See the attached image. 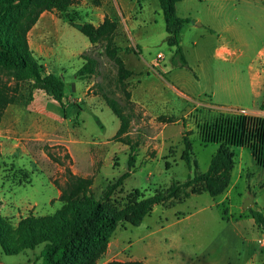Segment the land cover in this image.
Returning a JSON list of instances; mask_svg holds the SVG:
<instances>
[{
  "label": "rangeland",
  "instance_id": "rangeland-1",
  "mask_svg": "<svg viewBox=\"0 0 264 264\" xmlns=\"http://www.w3.org/2000/svg\"><path fill=\"white\" fill-rule=\"evenodd\" d=\"M220 1L223 0H182L177 5L178 16L189 18L191 25L202 24L199 33L209 24L221 28L227 24V16L234 14V3L241 1L226 0L224 4ZM70 13L78 18V23H91L95 27L109 19L115 29L92 44L69 25L65 16L46 13L52 27L28 36L44 72L62 78L69 98L58 112L47 107L48 112L57 113L59 118L55 122L46 120L31 107L34 94L30 83H21L16 103L2 116L0 131L7 138H0V213L14 226L22 218L50 215L62 207L58 198L60 188L67 181L66 168L79 176L93 177L92 192L97 199L103 197L108 185L128 171L131 152L114 138L120 121L108 107L107 99L115 100L131 116L130 132L134 129L133 121L142 128L137 137H132L139 144L134 172L111 200L120 208L136 190L146 198L168 188L173 181L187 180L191 171L181 160L184 133L199 161L200 172L205 173L218 147L226 141L225 134L219 140L210 139L208 131L220 121L233 127L240 117L232 113L235 109L214 113L206 106L205 98L193 95L192 103L177 100L179 105L185 103V110L177 115L179 123L164 128L154 117L156 114L145 116V111L137 109L131 97L128 98L131 95L128 82L136 83L140 75L131 76L122 84L119 64L107 56L106 48L111 42L117 48V57L134 72H151L149 64L153 59L155 69L164 61L170 64L173 52L166 42L168 36L158 0H78ZM240 23L248 40L258 32L264 38L257 22L241 19ZM188 29L187 24L181 32V41L191 65L196 67L202 61L217 59L213 40L193 36ZM196 39L199 45L194 48L191 43ZM226 41L236 48L234 55L226 57L238 62L240 71L244 72L254 53H240L242 44L230 36ZM89 61L94 62L93 73L78 76V71ZM155 84L151 79L144 85ZM144 89L145 86L137 97L152 96V108L159 110L161 107L155 105L156 94L145 93ZM83 99L86 101L82 102ZM232 151L235 166L224 194L213 198L203 193L174 205H158L137 227L120 223L98 264L114 260H147L150 264H247L259 247L256 238L261 236L249 209L264 213V161L259 163L248 148L232 146ZM49 153L56 161L50 159ZM250 198L254 199L253 204L244 208ZM44 249L45 244L18 255L2 254L0 264H44ZM257 260V264H264V255Z\"/></svg>",
  "mask_w": 264,
  "mask_h": 264
},
{
  "label": "trees",
  "instance_id": "trees-1",
  "mask_svg": "<svg viewBox=\"0 0 264 264\" xmlns=\"http://www.w3.org/2000/svg\"><path fill=\"white\" fill-rule=\"evenodd\" d=\"M181 2L182 0H158L168 36L166 42L173 51L171 65L192 71L181 46V32L190 22L189 18H180L177 14V5ZM77 4L78 0H0V123L5 110L16 103L21 83H30L32 93L42 91L61 105L67 98L62 78L44 72V66L35 57L29 44V33L44 13L65 16L69 25L87 37L92 44L98 43L114 31L115 24L109 19L99 27L91 23H78V18L70 13L71 8ZM106 52L110 59L119 64V80L125 84V80L134 73L117 57V48L111 42L108 43ZM93 63L89 61L88 65L78 71V76L93 73ZM130 97L128 94V98ZM107 105L120 121L114 138L130 148L128 171L115 183L108 185L103 197L97 199L92 192L93 177L79 176L66 168L67 181L60 188L58 198L62 207L55 213L45 216L30 215L22 218L16 226L0 213V255H18L45 244L44 264H98L107 253L120 223L137 227L158 205H174L203 193L213 198L224 194L231 184L235 166L232 146L248 148L259 163L264 161L263 120H258L254 128L247 125L241 117L233 127H227V122L224 124L220 121L208 131L209 138L219 140L225 134L227 143L224 141L220 144L205 173L200 172L199 161L184 133L181 160L191 171L187 180L173 181L168 188L156 191L153 196L146 198L136 190L127 197L123 207H117L111 203L112 197L134 172L139 144L128 135L132 125L131 116L113 99H107ZM159 120L168 124L176 121L174 117L167 116H162ZM48 156L56 161L51 153ZM249 213L264 234V213L252 208ZM107 264L146 263L139 260H114Z\"/></svg>",
  "mask_w": 264,
  "mask_h": 264
},
{
  "label": "crops",
  "instance_id": "crops-1",
  "mask_svg": "<svg viewBox=\"0 0 264 264\" xmlns=\"http://www.w3.org/2000/svg\"><path fill=\"white\" fill-rule=\"evenodd\" d=\"M223 1L219 3L224 4ZM245 2L246 1L234 3L236 4L234 5V14L227 16V24L221 28L220 26L216 28L209 24L206 26L205 31L199 33V27H202V24H188V31L192 33L193 36L200 35L201 38L205 37L207 41L213 40L212 46L214 55L217 59L212 62L202 61L198 66L193 67L189 62L186 49L181 41V46L192 71L174 68L171 63L168 64L166 61L162 63L159 69H155L153 67L154 59L149 64L151 72L146 70L145 72L138 73L129 69L134 73L133 76H136V74L140 75V79L136 83L132 81L128 82L131 86V102L137 106L136 108L144 110L145 116L147 114L151 116L156 114L154 117L158 121H160L159 118L162 116L174 117L176 120L178 113L185 110V103L179 105L177 100L192 103L195 102L193 95H197L198 97L205 98L206 106L214 113H225V111L229 112L232 109H245L251 114H257L261 111L264 108V38L258 32L248 40L242 32L243 24L240 23V21L244 19L246 21L257 22V26L263 29L261 31H264V0H257L253 4ZM252 6H256L255 8L258 9ZM45 14L46 13L40 17L38 23L30 31L29 35L35 34L38 31L42 32L43 29L52 27L50 24L51 21H49V18L45 17ZM228 36L242 44V51L240 53H254L252 61L246 66L244 72L240 71L238 62L226 57L234 55V50H236V48L229 45L227 41L225 42ZM191 45L196 48L199 45L198 40H194ZM172 52L171 50V54ZM242 73L244 74L243 78ZM151 79L156 83L155 85L151 87H149L150 85H144L150 82ZM143 86H145L143 92L156 94L157 100L155 105L158 104L161 107L159 110L153 109L154 107L152 104L154 101L151 100L152 96H145V98L137 97V93ZM198 88L200 89L198 90ZM33 94L34 100L31 107L37 109L44 119L55 122V120L59 118V115L57 113L48 112L47 107H51V109L58 112V110H62V105L42 91H35ZM44 97H46V99ZM44 102H46V105ZM161 123L165 125L164 128H167L169 125H178L179 122L176 120L171 124ZM133 125L134 129L128 134L131 139L132 137H137L139 131L142 130V128L139 129V126H137L134 121ZM119 127L120 122L117 128L118 130ZM0 138L4 140L7 137L0 131ZM125 147L127 148L128 146ZM257 228L261 233V236H257L258 238H256L258 239L257 243L259 247L255 248L247 264H257V258L264 255V247L260 244V241H264V234L258 226ZM144 262L150 264L147 260Z\"/></svg>",
  "mask_w": 264,
  "mask_h": 264
},
{
  "label": "built area",
  "instance_id": "built-area-1",
  "mask_svg": "<svg viewBox=\"0 0 264 264\" xmlns=\"http://www.w3.org/2000/svg\"><path fill=\"white\" fill-rule=\"evenodd\" d=\"M86 99H83L82 102H85ZM232 113L237 114L241 118L245 119L247 125H249L251 128H254V126H257L258 120L264 121V108L263 110L259 111V114H251L249 111L245 109H238L233 110ZM260 244L264 246V241H260Z\"/></svg>",
  "mask_w": 264,
  "mask_h": 264
},
{
  "label": "water",
  "instance_id": "water-1",
  "mask_svg": "<svg viewBox=\"0 0 264 264\" xmlns=\"http://www.w3.org/2000/svg\"><path fill=\"white\" fill-rule=\"evenodd\" d=\"M253 201V198L248 199L244 204V208H249L253 204Z\"/></svg>",
  "mask_w": 264,
  "mask_h": 264
}]
</instances>
